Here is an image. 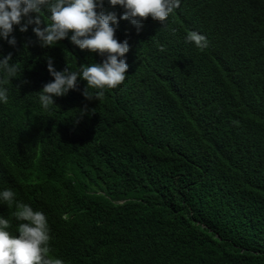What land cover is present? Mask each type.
<instances>
[{"label":"trees","instance_id":"obj_1","mask_svg":"<svg viewBox=\"0 0 264 264\" xmlns=\"http://www.w3.org/2000/svg\"><path fill=\"white\" fill-rule=\"evenodd\" d=\"M102 10L129 51L126 80L99 100L78 80L40 104L46 58L57 71L106 59L71 32L41 47L25 18L15 46L0 38V59L20 63L0 102V192L46 215L64 264H264V0H180L139 29ZM15 211L0 199L18 235Z\"/></svg>","mask_w":264,"mask_h":264},{"label":"clouds","instance_id":"obj_2","mask_svg":"<svg viewBox=\"0 0 264 264\" xmlns=\"http://www.w3.org/2000/svg\"><path fill=\"white\" fill-rule=\"evenodd\" d=\"M104 0H0V38L9 45L15 46L17 41L9 39L14 25H21L20 32L28 31L29 25L41 47H53L58 42L71 35V43L81 50H88L106 55L102 63L80 65L79 71H70L66 67L57 71L51 58L47 59V70L53 77L37 93L39 101L45 110L55 106L53 97H62L70 90H76L78 80L86 81L83 95L87 99H101L103 89H115L127 78L128 65L123 57L129 51L128 42H120L115 38L116 29L111 25L119 21L115 13L104 14ZM112 7L117 5L124 9L122 20L130 21L138 29L141 22L151 17L155 21L164 22L180 7V0H109ZM47 10L48 23L42 19V12ZM42 25H44L42 27ZM186 43L203 50L208 47L206 36L195 31H188ZM12 55L9 53L0 59V102L8 103L7 85L20 71V63L10 64ZM88 88H95L93 94ZM2 199L9 208L15 206L13 213L18 222V235L11 234L9 219L0 216V264H64L52 252L50 227L47 217L42 211H34L23 201L16 199L14 190L8 188L0 192Z\"/></svg>","mask_w":264,"mask_h":264}]
</instances>
